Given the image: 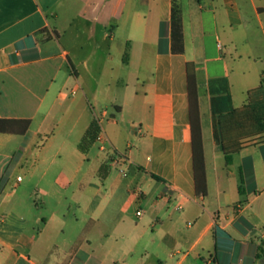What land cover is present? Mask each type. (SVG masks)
<instances>
[{"label": "crops", "instance_id": "1", "mask_svg": "<svg viewBox=\"0 0 264 264\" xmlns=\"http://www.w3.org/2000/svg\"><path fill=\"white\" fill-rule=\"evenodd\" d=\"M178 3L182 54L169 25L159 52L171 0H0V119L30 121L23 135L0 128V264H257L264 0ZM188 62L205 196L193 181ZM93 120L126 176L97 142L79 150ZM222 136L242 144L230 164Z\"/></svg>", "mask_w": 264, "mask_h": 264}, {"label": "trees", "instance_id": "2", "mask_svg": "<svg viewBox=\"0 0 264 264\" xmlns=\"http://www.w3.org/2000/svg\"><path fill=\"white\" fill-rule=\"evenodd\" d=\"M179 0H171V14L169 22L161 23V35L159 41V52L162 51V37L163 28L166 25L170 27L171 38V52L173 54H182L184 51L183 45V26L181 9L179 7ZM47 33L45 30L42 34ZM51 39V36L44 35L43 40L47 41ZM186 75V89H187V104H188V120L190 125V142H191V155H192V169H193V181L196 195H206V179H205V167L203 157V145L201 137V128L199 120V108H198V95L196 89L195 69L193 63L185 64ZM255 93H259L260 89L255 90ZM250 102V92L248 96ZM240 111V110H238ZM260 126L264 127V113L258 118ZM30 121L27 119H0V128L4 129L8 134L23 135L28 127ZM99 125L96 120H93L87 130L85 131L82 139L78 144V148L81 152L86 153L90 147L96 142L99 134ZM222 151L225 156V162L231 163V157L234 153L238 152L242 144L238 143L236 146L226 141L222 136Z\"/></svg>", "mask_w": 264, "mask_h": 264}, {"label": "built area", "instance_id": "3", "mask_svg": "<svg viewBox=\"0 0 264 264\" xmlns=\"http://www.w3.org/2000/svg\"><path fill=\"white\" fill-rule=\"evenodd\" d=\"M70 93L74 94L75 92L72 91ZM97 141L100 142L99 149L102 152H107V153L110 152L111 155L113 156L112 163H114L115 166H117V168L119 169V172L121 173L122 176H126V171H127V167H128L127 166L128 165L127 159L123 155H120V154L113 152V150H111V148L108 146L106 139L98 136ZM140 214H141V212H140V210H138L136 212V215H140ZM205 264H213V258L208 257L205 261Z\"/></svg>", "mask_w": 264, "mask_h": 264}, {"label": "rangeland", "instance_id": "4", "mask_svg": "<svg viewBox=\"0 0 264 264\" xmlns=\"http://www.w3.org/2000/svg\"><path fill=\"white\" fill-rule=\"evenodd\" d=\"M75 94V93H74ZM74 94H71L70 91H64L63 94H62V97L64 98H68L69 96L71 95H74ZM37 127V122L33 125V128L35 129ZM50 130L54 129V125H49L48 126ZM98 146L100 145V142L96 141ZM97 147H95V150H96ZM255 194H260V200H262L264 198V173H263V182L258 184L255 188ZM260 231H262V228L260 229ZM264 243V241H263ZM220 244V243H219ZM257 264H264V253H260L259 254V258L257 260Z\"/></svg>", "mask_w": 264, "mask_h": 264}]
</instances>
